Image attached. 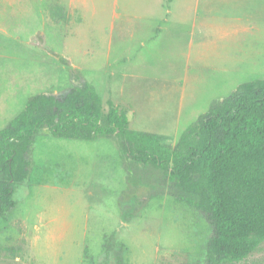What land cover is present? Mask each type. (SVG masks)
<instances>
[{
    "label": "rangeland",
    "instance_id": "374dc122",
    "mask_svg": "<svg viewBox=\"0 0 264 264\" xmlns=\"http://www.w3.org/2000/svg\"><path fill=\"white\" fill-rule=\"evenodd\" d=\"M229 1L222 37L202 29L189 53L181 46L186 31L176 27L174 52L154 53L149 23L140 32L143 45L133 42L131 61L121 64L111 62L123 56L120 25L136 23L124 10L135 12L139 0H89L72 14L57 8L65 1L0 0V130L30 97L60 95L107 75L93 83L104 113L112 99L127 109L131 129L174 145L218 100L264 79V0ZM28 8L32 15L23 12ZM121 145L116 134L86 141L37 132L27 155L30 175L16 183V205L0 219V264H116V242L127 264H209L210 222L173 199L160 169L127 158ZM107 244L112 255L105 260ZM221 264H264V240Z\"/></svg>",
    "mask_w": 264,
    "mask_h": 264
},
{
    "label": "trees",
    "instance_id": "16d2710c",
    "mask_svg": "<svg viewBox=\"0 0 264 264\" xmlns=\"http://www.w3.org/2000/svg\"><path fill=\"white\" fill-rule=\"evenodd\" d=\"M52 93L30 97L0 130V219L16 205V183L30 175L27 155L37 132L86 141L116 134L127 158L160 169L173 199L210 222L209 264L239 260L264 240V79L242 83L218 100L174 145L167 136L131 129L127 109L111 99L104 113L103 98L87 80ZM115 246L116 264H127L124 245ZM111 247L103 250L105 260Z\"/></svg>",
    "mask_w": 264,
    "mask_h": 264
},
{
    "label": "crops",
    "instance_id": "0c3cea01",
    "mask_svg": "<svg viewBox=\"0 0 264 264\" xmlns=\"http://www.w3.org/2000/svg\"><path fill=\"white\" fill-rule=\"evenodd\" d=\"M61 1H65V4L59 5H61L62 8L65 7L64 9L71 14L77 9L89 5V0H57L58 3H61ZM147 2H150L151 5H146ZM113 3L116 4L117 0H113ZM139 3L142 5L137 7L135 12L129 11V9L124 10L126 15L136 19V23L129 24L130 22L128 21L121 23L120 47H123L121 48V54H123V56L119 59H113L111 61L113 63L121 62V64H124L125 62L131 61L132 58L129 56L131 49L129 46H132L135 41L143 45L145 35L140 32L145 31L146 25L149 23H153V30L155 31V34L151 38L154 40V53H168L174 50L175 38L172 37V35L174 32L176 33V27H180V30L184 29L186 31L181 46L183 49L188 46L187 52L191 53V47L194 43L193 36L202 29L208 28L207 31H212L216 38L222 37L220 30L224 28V25L221 23L220 19L230 17L231 6L234 7L233 1L229 0H139ZM32 11V8H28L27 11L23 10V12H26L25 14L30 13V15H32ZM129 36L136 37V39L131 40L128 38ZM203 43L204 42H202V45ZM159 45L163 48L157 49ZM109 46H111L110 43ZM182 54H184V52L181 51L180 55ZM75 68L81 70L78 67ZM118 68L122 70L123 75L127 74V66H118ZM85 77L87 78V76ZM108 77L107 75H92L89 80L87 78V81L93 84L94 82L98 83L100 78L106 81Z\"/></svg>",
    "mask_w": 264,
    "mask_h": 264
},
{
    "label": "water",
    "instance_id": "95a60500",
    "mask_svg": "<svg viewBox=\"0 0 264 264\" xmlns=\"http://www.w3.org/2000/svg\"><path fill=\"white\" fill-rule=\"evenodd\" d=\"M53 95H55V96H57V94L56 93H52Z\"/></svg>",
    "mask_w": 264,
    "mask_h": 264
}]
</instances>
